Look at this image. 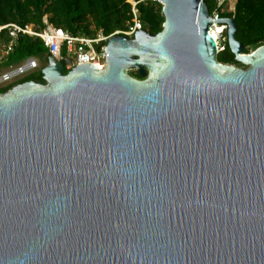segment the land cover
<instances>
[{"label": "water", "instance_id": "water-1", "mask_svg": "<svg viewBox=\"0 0 264 264\" xmlns=\"http://www.w3.org/2000/svg\"><path fill=\"white\" fill-rule=\"evenodd\" d=\"M161 1L163 30L112 37L103 70L50 57L0 94V264H264V46Z\"/></svg>", "mask_w": 264, "mask_h": 264}, {"label": "trees", "instance_id": "trees-1", "mask_svg": "<svg viewBox=\"0 0 264 264\" xmlns=\"http://www.w3.org/2000/svg\"><path fill=\"white\" fill-rule=\"evenodd\" d=\"M206 4L210 13L214 5ZM143 30L158 35L165 22L162 6L151 1L139 5ZM47 16L50 24L72 36L96 39L102 30L109 36L125 30L131 21V5L127 0H0V26L17 24L33 25L37 31L44 28L43 18ZM222 18H234L238 26L237 40L244 45L246 54L264 46V0H236L234 12L223 13ZM222 44L223 51L218 54L221 64L247 69L236 62L228 45V36ZM9 41L7 33L0 34V47ZM65 53V52H64ZM27 58L42 60L46 66L50 58L44 43L40 39L21 36L15 51L0 65V72L13 64H20ZM65 67L64 74H69ZM129 75L137 80H144L137 71ZM44 83L42 70L30 74L21 80L0 89V94L7 93L19 84L31 81Z\"/></svg>", "mask_w": 264, "mask_h": 264}, {"label": "built area", "instance_id": "built-area-1", "mask_svg": "<svg viewBox=\"0 0 264 264\" xmlns=\"http://www.w3.org/2000/svg\"><path fill=\"white\" fill-rule=\"evenodd\" d=\"M151 1L163 7L161 0H127L131 5L132 19L126 24L125 30L117 31L109 36L104 35L101 30L96 39H89L81 36H72L70 33L55 28L48 20V17L43 18L44 28L42 31H37L33 25L20 26L10 24L0 26V34L6 32L9 38L7 44L0 47V65L15 51L17 43L21 36H27L32 39H40L46 47L50 57L60 62L69 63L65 65L67 71H72L78 65H94L100 70L107 66L106 48L109 40L114 36H127L133 38L139 29L143 30V24L140 18L139 5ZM214 2V7L210 13L215 22L222 18L223 13H226L224 7L230 0H204ZM218 26L213 23L210 33L214 36L215 31H218ZM221 32H218L216 42L219 46V51H223L222 44L226 41L225 32L228 26H220ZM215 38V37H214ZM65 52V53H64ZM40 68L38 59L27 58L18 66H10L0 72V89L12 85L22 78L37 72Z\"/></svg>", "mask_w": 264, "mask_h": 264}, {"label": "rangeland", "instance_id": "rangeland-1", "mask_svg": "<svg viewBox=\"0 0 264 264\" xmlns=\"http://www.w3.org/2000/svg\"><path fill=\"white\" fill-rule=\"evenodd\" d=\"M234 2H235V0H230L229 3L224 7L226 12H228V13L234 12ZM212 4L214 5L215 3L213 2ZM38 61H39V64H40L39 70H43L46 67V64L40 59H38ZM12 66L16 67V66H18V64H13ZM234 67H237V66H234ZM240 69H242V68L240 67Z\"/></svg>", "mask_w": 264, "mask_h": 264}, {"label": "bare ground", "instance_id": "bare-ground-1", "mask_svg": "<svg viewBox=\"0 0 264 264\" xmlns=\"http://www.w3.org/2000/svg\"><path fill=\"white\" fill-rule=\"evenodd\" d=\"M221 31H222V29L220 28V26H218V31H215V33H214L215 39H217L218 32H221Z\"/></svg>", "mask_w": 264, "mask_h": 264}, {"label": "crops", "instance_id": "crops-1", "mask_svg": "<svg viewBox=\"0 0 264 264\" xmlns=\"http://www.w3.org/2000/svg\"><path fill=\"white\" fill-rule=\"evenodd\" d=\"M235 5H236V0H235V2H234V8H235Z\"/></svg>", "mask_w": 264, "mask_h": 264}]
</instances>
